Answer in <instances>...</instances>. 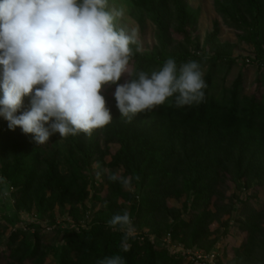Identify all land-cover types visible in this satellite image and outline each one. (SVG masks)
<instances>
[{
	"label": "rangeland",
	"instance_id": "rangeland-1",
	"mask_svg": "<svg viewBox=\"0 0 264 264\" xmlns=\"http://www.w3.org/2000/svg\"><path fill=\"white\" fill-rule=\"evenodd\" d=\"M257 2L259 13L250 0H108V10L124 9L118 26L138 29L133 52L200 64L208 111L201 121L169 118L170 98L130 121L112 116L79 144L59 133L37 144L7 126L0 264H97L107 247L120 255L124 233L109 221L125 211L135 264H197L196 254L210 253L217 264H264V0ZM141 66L149 74L162 67L130 61L131 77ZM29 107L26 96L21 111ZM113 174L132 177L131 185ZM96 229L107 236L89 256L83 239Z\"/></svg>",
	"mask_w": 264,
	"mask_h": 264
},
{
	"label": "clouds",
	"instance_id": "clouds-1",
	"mask_svg": "<svg viewBox=\"0 0 264 264\" xmlns=\"http://www.w3.org/2000/svg\"><path fill=\"white\" fill-rule=\"evenodd\" d=\"M123 17V8L108 10V0H0V116L9 128L32 134L37 144L54 133L91 136L112 121L102 94L109 85H115L116 107L129 121L173 97L177 107L202 102L207 85L195 60L178 67L169 58L158 70L131 78L138 29L118 26ZM26 96L30 107L21 111ZM109 179L127 188L133 178ZM3 195H9L6 187ZM109 224L120 226L127 252L135 235L130 213L113 216ZM97 264L125 261L113 255Z\"/></svg>",
	"mask_w": 264,
	"mask_h": 264
},
{
	"label": "trees",
	"instance_id": "trees-1",
	"mask_svg": "<svg viewBox=\"0 0 264 264\" xmlns=\"http://www.w3.org/2000/svg\"><path fill=\"white\" fill-rule=\"evenodd\" d=\"M250 2L253 5V7H255L257 9V13H259V9L260 8H259L257 0H250ZM233 8H234L235 12L238 11V9L236 8L235 5H233ZM178 9L180 11V14H181V17H182V20H183L185 12H184V8H183V5H182L181 1H178ZM167 59H169V57H166L165 55H156V56H154V55H149V54H141L139 52H133V56H132L130 61L131 62H139L140 64H145L146 62H149V63H151V65L152 64L153 65H156V64L157 65H163V63ZM171 59H174L176 61L177 65H178L181 62L187 61L189 59V57L185 56V55H179V56H176V57H172ZM141 69H142V66L137 69L136 73L131 78H136L138 76V73L141 71ZM120 83H123V81L121 80ZM114 86L115 85H109L108 86V94L111 91V89L114 88ZM204 93H205L204 100L202 102L198 103V104H193L191 106L185 105L183 107H177L175 105V98L173 97L174 103L169 108V115H168L169 118H180V117H183L182 120H184L185 123H188V122H190L192 120H196V118H198V120L200 119V121H201L204 118V116L207 113V111H208V109L206 107L207 102H208L207 101V94L208 93H207V91H205ZM0 96H1V92H0ZM104 96L106 98L107 107L109 108V110L111 112V115L121 118L119 110L116 107V101H115L114 97L107 96L106 94ZM188 109H192L193 111H189V112L186 113V111ZM194 109H196V110H194ZM151 110H153V109H151ZM151 110H148L147 114H151L152 113ZM180 112H182V114ZM236 116H237V111H236V109H234L230 113V117H232V119H235ZM4 119L5 118L3 116H0V134L5 132V129L8 126V125H6L4 127V125L6 124V122H3ZM72 141L75 142L76 144L81 143L83 141V133L77 134V137L76 138L74 137V139ZM129 154H131V153H129ZM128 156H130V155H128ZM116 235L117 234H115L114 232H111V236L115 237ZM106 236H107V233L105 231H103V229H96V230H93V231H91V232H89V233H87L85 235L83 240L84 241L86 240V242H87L86 243V248H87V250L89 252V256L92 255V254H96V255L98 254L97 253V251H98L97 238L106 237ZM131 253L132 252H124L123 250L120 252V256L123 257V259L125 261V264L126 263H128V264H133L134 263L135 264L136 262H138V261H135V260L133 261L132 258L129 259V255ZM113 255H114L113 253H110L109 247H107L105 252H104V254H103V256H102V258H101V260L104 259L105 257H109V256H113ZM97 257L99 258V255ZM61 264H74V260L71 259L70 257H65V259L62 261Z\"/></svg>",
	"mask_w": 264,
	"mask_h": 264
},
{
	"label": "built area",
	"instance_id": "built-area-1",
	"mask_svg": "<svg viewBox=\"0 0 264 264\" xmlns=\"http://www.w3.org/2000/svg\"><path fill=\"white\" fill-rule=\"evenodd\" d=\"M197 264H217V254L216 253H210L205 255H197L194 257Z\"/></svg>",
	"mask_w": 264,
	"mask_h": 264
}]
</instances>
